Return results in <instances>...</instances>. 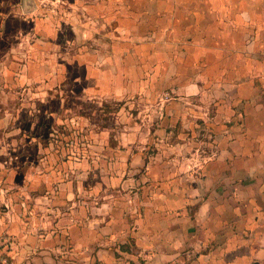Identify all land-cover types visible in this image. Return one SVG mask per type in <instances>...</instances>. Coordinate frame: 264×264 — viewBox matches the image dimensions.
Listing matches in <instances>:
<instances>
[{
  "label": "crops",
  "instance_id": "obj_1",
  "mask_svg": "<svg viewBox=\"0 0 264 264\" xmlns=\"http://www.w3.org/2000/svg\"><path fill=\"white\" fill-rule=\"evenodd\" d=\"M133 94L156 124L129 101L103 119ZM204 97L213 149L197 161L161 121L194 129L203 105L182 100ZM49 125L85 130L77 156ZM0 253L264 264V0H0Z\"/></svg>",
  "mask_w": 264,
  "mask_h": 264
},
{
  "label": "rangeland",
  "instance_id": "obj_2",
  "mask_svg": "<svg viewBox=\"0 0 264 264\" xmlns=\"http://www.w3.org/2000/svg\"><path fill=\"white\" fill-rule=\"evenodd\" d=\"M44 1V0H43ZM49 1V0H48ZM45 2H47V0H45ZM103 51H107L105 46H102ZM82 68L80 67H75L73 68V72H81ZM70 85L71 80L69 81ZM86 82V81H85ZM76 86V85H75ZM77 87V86H76ZM168 92H173L170 89H165L160 95H156V97H153V99L147 101L148 104L152 103V104H159L161 102H163L164 100H166L168 97L167 93ZM173 97H171L172 99L177 98L179 95L177 93H172ZM126 101H129L130 105L132 106V116L134 117V119H136V121L138 122V124H140L141 122V110H143V113L146 114H150L149 116L151 117V121H153L155 124L157 122L158 119H160V116H162L163 112L162 110H158L156 106L153 107V110L151 108H147L146 105H144V101H143V107L139 108L141 106V102L142 100L140 99V95L139 94H133L131 97L127 98L125 101L123 100H117V99H113V100H104L103 103V112H102V117L103 119L106 120L107 123H109L108 118L109 117V113L111 112H115L118 110V107L122 106V104ZM182 101H192L196 104H202L203 107L198 109L199 112L197 111V118H196V124H195V128L193 129L192 127L189 128V126L187 125L186 121H184L182 119V117L177 118L174 122V125L171 126V121H161V123L163 124V132H169L171 130H173V132L171 134H173V137L175 136H185V137H193L194 141H195V148L198 152L196 158L197 161L202 160L201 154L205 152V150H210L209 148H212V145H210L208 143V141H210V139L212 140V136L214 134V129L212 127L211 124V118H208L209 116H211L213 113H215V106H214V102L208 101L206 97H204L203 99H184ZM89 102V101H88ZM87 102V104H89ZM89 106L93 107V104H89ZM117 108V110H116ZM96 116V115H95ZM205 116L207 117V119H205ZM101 117V118H102ZM210 120V121H209ZM42 128H45V126H43ZM49 132L53 133L52 135V139L54 140L55 143H61L62 145H64L65 147L69 148L68 151L70 154H72L74 157L77 156V149H78V145H80V141L77 140L78 138L76 136L81 135L82 133L86 134L85 130H81L80 127L78 126H73L70 125L69 127H67V129H65L64 126H55L53 127L52 125H49ZM45 131V130H44ZM172 137V138H173ZM63 140V142L61 141ZM80 143V144H79ZM186 148V147H185ZM208 152V151H206ZM187 154V152H185ZM9 158V157H8ZM13 159V158H11ZM10 159H7V161L5 163H8ZM183 160V159H182Z\"/></svg>",
  "mask_w": 264,
  "mask_h": 264
},
{
  "label": "built area",
  "instance_id": "obj_3",
  "mask_svg": "<svg viewBox=\"0 0 264 264\" xmlns=\"http://www.w3.org/2000/svg\"><path fill=\"white\" fill-rule=\"evenodd\" d=\"M0 264H7V258L2 253H0Z\"/></svg>",
  "mask_w": 264,
  "mask_h": 264
}]
</instances>
